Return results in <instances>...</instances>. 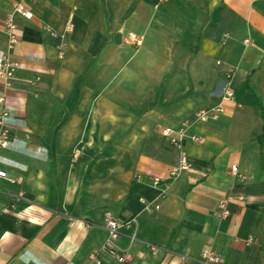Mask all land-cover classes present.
Instances as JSON below:
<instances>
[{
    "label": "crops",
    "instance_id": "0c3cea01",
    "mask_svg": "<svg viewBox=\"0 0 264 264\" xmlns=\"http://www.w3.org/2000/svg\"><path fill=\"white\" fill-rule=\"evenodd\" d=\"M14 2L31 16H12L18 68L0 82V170L15 180H0V264H120L105 212L125 264H202L209 250L264 264V0H0V20ZM183 123L202 143L187 140L189 169L169 179L178 154L160 132Z\"/></svg>",
    "mask_w": 264,
    "mask_h": 264
},
{
    "label": "built area",
    "instance_id": "2783aa9c",
    "mask_svg": "<svg viewBox=\"0 0 264 264\" xmlns=\"http://www.w3.org/2000/svg\"><path fill=\"white\" fill-rule=\"evenodd\" d=\"M164 0H160L163 2ZM18 15L23 18H28L31 16V12L21 3L14 2L12 4L11 13L6 17L0 20V25L3 29V34L5 36V44H6V52H0V82H2L5 86H8L13 80L18 66L13 63L10 59V51L14 48V46L18 43V37L16 35V25L13 22L12 16ZM72 18L70 17L65 25V30L70 31L72 28ZM128 40L135 46L139 47L142 44V38L130 34ZM63 56L62 52H60L59 57ZM219 64V62H217ZM231 97V93L226 91L224 94V99H229ZM2 99H0V102ZM223 113V109L221 107H217L212 110H200L194 114V121L196 123L204 124L208 121H215L219 118V116ZM10 119L8 117L7 110H3L0 115V149L9 148L12 144L9 139V127H10ZM187 124L183 123L176 131H171L170 129H164L160 132V136L164 139H168L170 147L175 150L178 154V161L175 166H173L169 172V179L173 178L180 171H186L189 169V163L187 161L186 153H185V144L187 140H190L194 143H202V140L197 137H188L186 134ZM231 173L236 175L237 168L236 166L231 167ZM0 180H5L10 184H14L15 180L10 178L8 174L4 171L0 170ZM159 181L156 180L154 185H158ZM227 201L222 199L218 202L216 216L220 218H225L228 216L229 212L226 208ZM152 208L147 206L146 210H151ZM154 210H159L160 207L158 205L153 207ZM122 224H120L110 212H105L102 219V228L106 232V239L103 249L107 251L109 255L114 257L118 263L125 264L126 256L119 254L117 247L115 246L116 239L121 235L120 228ZM131 241H134V236L132 235L130 238ZM184 261H192L187 256H182ZM198 262L202 264H218L219 258L213 251H202Z\"/></svg>",
    "mask_w": 264,
    "mask_h": 264
},
{
    "label": "trees",
    "instance_id": "16d2710c",
    "mask_svg": "<svg viewBox=\"0 0 264 264\" xmlns=\"http://www.w3.org/2000/svg\"><path fill=\"white\" fill-rule=\"evenodd\" d=\"M260 147V162L261 167L264 169V132H262V135L256 138Z\"/></svg>",
    "mask_w": 264,
    "mask_h": 264
}]
</instances>
